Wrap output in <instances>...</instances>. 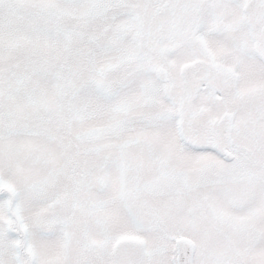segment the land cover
I'll use <instances>...</instances> for the list:
<instances>
[{"label": "snow or ice", "instance_id": "snow-or-ice-1", "mask_svg": "<svg viewBox=\"0 0 264 264\" xmlns=\"http://www.w3.org/2000/svg\"><path fill=\"white\" fill-rule=\"evenodd\" d=\"M0 264H264V0H0Z\"/></svg>", "mask_w": 264, "mask_h": 264}]
</instances>
